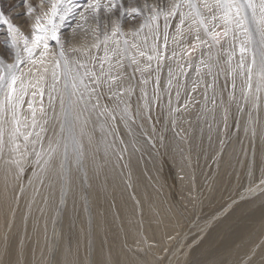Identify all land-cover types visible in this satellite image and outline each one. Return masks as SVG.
Instances as JSON below:
<instances>
[{
	"label": "bare ground",
	"instance_id": "1",
	"mask_svg": "<svg viewBox=\"0 0 264 264\" xmlns=\"http://www.w3.org/2000/svg\"><path fill=\"white\" fill-rule=\"evenodd\" d=\"M20 1L22 5L13 2V8L10 7L12 11L5 15L13 25H18L26 19L25 12L29 6L22 0ZM37 1L41 4V0ZM123 2H129V0H123ZM195 3L202 8L204 0H195ZM83 5L84 0H76L73 5L76 15L71 16L72 25H75L74 23L80 18L81 15L77 13H82ZM183 11L190 18L191 10L187 6L183 8ZM24 14L25 16H23ZM189 21L190 19L186 20L185 24ZM170 23L177 26L179 24L177 16L171 18ZM69 25H66L67 27L65 26L63 30L71 31L73 27ZM0 28L6 34L3 35V32H0V37L3 40L9 39L7 26L0 23ZM30 32H32V28ZM253 39H258V37ZM62 42L69 66L73 71H79L80 74L86 71L91 72V69L86 66L77 69V63L86 65L88 62L87 52L72 51L74 48L71 46L73 45L71 43L68 45L63 37ZM52 43L57 52L58 47L54 41L50 43V52L54 54ZM225 44V39L221 38L219 45L223 47L226 46ZM203 50L205 54L201 57L204 67L200 68L201 70L203 68L202 73L208 70L209 65L207 66L205 62H209V59L212 58L207 48H203ZM55 59H59V57L56 56ZM9 63H13V61ZM106 64L108 63L106 62ZM53 65L54 61L50 56L47 62L48 73L46 76L43 73L38 76L35 68L29 73L28 69L32 66L21 65L26 85L29 81L36 84V81L39 80V83L36 84L35 89L29 87V95L24 97L23 108L16 118L13 117L11 109L7 106L0 112V131L3 132L5 144L3 153H0V264H264L263 114L260 115L258 126L253 129L254 135L252 134L250 143L247 136L245 138L242 136L240 141L234 140L239 137V134L245 133L244 126H246V123L241 125L242 122H245L243 121L245 109L238 100L234 102L235 105L232 109L226 106L227 110H232L229 120L227 119L229 114L224 115L223 113L225 110H223L222 103L218 100L219 104L216 101L218 98L215 99L213 96L217 104L214 103L209 109H207L209 106H206V103L205 105L193 103L192 100L191 104L188 103L189 106L187 105L188 107L181 111H178L175 106L166 107L165 112L168 114L172 112L174 116L178 111L181 118L189 117L186 121V131L181 132L186 136L180 135L173 139L169 136L171 140H165L163 148L167 155L165 157H171L170 159L173 161L171 168L175 184L172 192L183 217L176 211L174 207L176 203L174 204L173 200V202L170 201L168 188L165 185L166 181L163 180L165 177L162 178L160 172L158 154L155 155L152 150L156 145L151 147L148 140L143 139L144 135H142L143 137L140 135L137 127L133 124L135 122L129 121V118L134 115L127 104L121 107V109L127 107V117L122 118L123 113L121 109L119 110L121 128L123 125H128L125 127L128 132L124 130L126 134L121 137L111 129L113 124L110 125L106 121L108 119H103L98 110L101 106L96 108L97 101L93 103L89 101L85 104L84 101L77 102V98L74 96V110L80 116L76 123V134L83 146L81 163L76 165L74 154L70 152L72 169L69 172L71 173L66 174L61 171L62 174H60L57 168L53 176L52 163L45 170H41L43 161L47 159L48 147L50 144H54L52 139L56 134L50 128L56 118L57 110L55 109L54 112L52 108L47 109L39 103L42 98L39 89L43 88V95L49 99L53 83L51 77L54 70ZM195 65L197 64L195 63ZM144 66L138 62L133 67L137 70L138 79L142 80L145 85L150 84L151 79L162 72L163 77L161 78L174 77V69L167 67L161 70L160 66V70L157 71L144 68ZM56 71L61 73L60 69ZM205 74L206 72L203 75ZM62 77L61 75L60 79ZM174 81L176 80L174 79ZM85 82L88 83L87 78ZM62 84L61 80L56 83V91L51 93L52 96L62 90ZM237 84L239 83L237 82ZM145 85L142 86L141 100L139 101L141 108L138 114L143 121L140 124L145 130L151 131L153 141L156 143L155 140H157L158 146L159 141L155 139L158 138L157 132L151 120L153 107L151 108L150 103V90ZM232 86L228 84V91H231ZM180 89L182 91L183 86ZM195 90L196 94L189 95L190 98L202 95L201 89ZM32 91H37L38 94L32 96ZM212 92L211 90V95ZM144 93L147 95L145 96ZM237 93L239 94V91ZM182 94L184 93L182 92ZM85 95L87 98V94ZM179 96L181 95L179 94ZM221 99L223 100V98ZM29 102L32 103V109L28 107ZM48 102L50 101L48 100ZM146 102L149 105L148 109L145 108ZM243 103L245 104V102ZM46 104L49 103L46 102ZM120 105L122 104L120 103ZM238 106L242 108L241 111L237 110ZM163 110L160 111L163 113ZM17 118L20 120V131L25 134L32 133L27 144L31 146L30 156L23 153L20 157L19 153L9 151L10 138L15 131V119ZM33 119H35V127H33ZM177 129H175V134L178 133V131L176 133ZM37 133H39V138ZM171 135L174 136V134ZM37 139L40 140V143H32ZM18 142L21 144L22 150L24 146L22 137H18ZM62 143H59L60 146ZM151 145L153 144L151 143ZM61 147L60 154H58L63 157V144ZM36 153H41L43 156L40 164L36 163ZM219 153L222 156H219ZM14 160H20L19 168H23V171L18 170ZM199 160L202 162L204 170L201 169ZM54 161L57 162L55 159ZM168 161L170 162V160ZM211 162H213L212 166L209 167ZM258 163H260L259 167L254 166ZM163 170L161 169V171ZM165 175L167 177V172ZM255 179L260 182L252 184ZM243 196L248 198V202L240 205ZM236 198H238L236 200L239 202L238 205L229 204V201L233 202Z\"/></svg>",
	"mask_w": 264,
	"mask_h": 264
},
{
	"label": "rangeland",
	"instance_id": "2",
	"mask_svg": "<svg viewBox=\"0 0 264 264\" xmlns=\"http://www.w3.org/2000/svg\"><path fill=\"white\" fill-rule=\"evenodd\" d=\"M208 1L209 2L211 1L212 2V0H208ZM13 2H14V4H17L18 5L20 3L22 5V3H21L20 0H0V3H1L0 9H2L4 11L5 15H7V12L10 13L12 11L11 8H13V5H14ZM177 2H178V0H129V2H125L124 5L126 7H141L143 4L147 3V4L152 5L157 12H161L162 11L163 13H167L171 9V7H173ZM255 2L257 3V0H255ZM26 4H27V6H29V7H31L33 9V12L31 14H27V10H26V12H25L26 19L24 21H22L20 24L14 25V26L18 29L20 35L28 36L30 38L31 37V32L30 31H31L32 26L35 23L36 17L42 15L43 12L49 11L50 5L47 2H45L43 4V7H41L40 2L37 1V0H27V3ZM100 4H101V9H100V11L95 16L93 15V13L91 11H87V12H83L82 11V16L84 18H81V16H80V18L74 23L75 25H72L71 24V16L76 15V12L74 11L72 13H69V17L70 18L65 21V24L66 25L71 24L69 26H71L73 28H72L71 31L70 30H68V31L62 30V32H61V36L66 40V43L68 45L71 43V45H73L71 47H73L76 51L80 50V52L81 51L82 52L83 51L84 52H87V60H88V62H86V65L85 66L88 69L89 68L91 69L90 70L91 71L90 73H95L96 76H98V77L101 76V74H100L101 73L100 61H102L104 59V57H105V43H104L105 34H107L108 37H109L108 41L106 42L107 43V55L109 57V61H106L108 64H106V62H104V70H105L104 72L105 73H109V62H111L112 64H115V62H116V58L117 57H116V55H114V53H117L119 55H123L124 54V48H125L124 41L125 40H127L129 42V45H131L133 43H136L137 45H139L140 50L146 51L148 55H151V52L149 50L150 49V46L149 45L152 44V41H153L154 37L151 36L152 34L150 32V29H153L156 24H159V26H160V39L158 41H156L157 46H160V45L163 44V32H164V17H163V15H160L157 21H152L150 23H146V21L144 19V16L145 15H148V16H151L152 15V13L149 12L147 9H144V12H143L142 15H137L134 19H128L127 16L121 17V14H120V12L118 10H115L114 9L113 11L109 12L106 8H104V5L105 4H109V0H100ZM25 14L23 16H25ZM193 14L195 15L194 11L191 10V14H190V18H189L190 21L187 22L186 24H184L182 26V31H183V34L184 35L181 36V35L177 34V32H176V25H172V23L169 24V27L167 29L168 46H167V51H166V55H165L166 60L164 59L163 63L160 66H161V70L166 69L167 67L169 69H174L175 70V71H173V73L175 72L174 73V77H171L169 79L168 78H161V77H163V72H162L161 74L158 75L159 78H158V76H154L152 78L154 80L151 79L150 84L147 83L145 85V84L142 83V80L138 79L139 78L138 77V73H137L136 68L133 67L134 65L131 64L127 60V58L125 57L122 60V66L121 67H114L111 70V75L117 77L116 82L112 86L111 90H110L108 84L105 83L102 87H98L97 88V93H96L97 95L96 94H93V96L91 97V100H90L92 103L94 101H97L96 108L97 107L99 108L101 106L98 110H99V112H101L100 114L103 116V119L104 118H105V120L108 119L106 121L109 122L110 125L113 124V125H111V129L113 131L115 130L114 132L117 135L121 136V137H124V134H126L127 128L125 129V127H127L128 125L127 126H124L123 125L124 128L123 127L121 128L122 123H120V121H119V119H120L119 110L121 109V107L123 105H126L127 104V106L131 110V113H133V115H134V117L129 118V121H131L132 123L135 122L133 124L137 127L140 135L141 136L144 135V137L142 136L143 139L145 141L148 140L147 142L149 143V145L151 147L154 146V145H156V146H154L152 148V150H153V152H155L154 153L155 155L158 154L157 155V158H158V161L160 162V164H159L160 172H161L162 178L165 177L163 180H164V182L166 181L165 182L166 183L165 185H166V188H168L167 191H168V194H169L170 201L171 202L174 201V204L176 203V205H174V204L173 205H174L176 211H178V213L180 215H182L183 217H184V215L181 212V209H180L178 203L175 201L176 198H174V195H173V192H172L173 187H174V184H175L174 179L172 178V176H173L172 171L173 170L171 168L172 165H173V161H172V159H170L171 157L170 158L165 157L167 155H165V151L163 149L164 148V144H165V140L170 139V137L173 139V137L175 138V137L180 136V135L181 136H186V134L182 135V133L184 131H186V129H187L186 128V126H187L186 125V121L188 120L189 117L187 118L186 116H183L181 118V115L178 113V111H181V110L187 108L189 106V104H191V100L193 101V103L196 102L198 104H204V105L206 103V106L207 105L209 106L207 109L211 108V106L214 103H216V101L218 102V100H219V102L222 103L221 105H223V110H225V111H223L224 115H228L229 114V116H227V119L229 120L230 113H231L230 111H232V110H229V109H232L233 105H235L234 102L238 100L239 103L240 102L242 103L241 106L244 107V109H245V115L243 114L244 115L243 121H245V122H242L241 125H243V124L246 123L245 124L246 126H244V132L245 133H242L241 135L239 134V137H237L234 140L235 141H240V138L242 136L244 138L247 136L249 142H250V139H252V134L254 135V133H253L254 130L253 129L258 126V121L260 120V117H261L260 115H262V114L264 115V81H262L261 78H260V76L258 75V67H253L252 68L251 79H249L248 71H246L248 69V67H249V65L251 63V59H252V52H253V49H252L253 48V45H252V43L251 42H248L247 39L241 33H239V32L236 33L235 40L232 39V34L231 33L229 34L228 37H224V38L222 37V39H225V41H226V44H225L226 46L221 47V45L218 44V45L212 47V49L210 51V53L212 55L211 56L212 58L209 59V62L208 61L205 62V64H207V66L209 65L211 67L212 71H211V74H209V72L207 70V71H205L206 74L203 75L205 72L202 73L203 68H202V70L200 69L201 67H204V61H203V59L201 57L202 55L205 54L203 48L200 47L199 45H197L196 49L190 51V53L188 55H184L183 54V51L186 50V49H191L190 46H192V44H193V38H192V34L190 32V26L192 28L195 27L194 25H191V18L194 17ZM178 15H179V13H177V19L179 20ZM65 24H64L63 28H65V26H66ZM142 25H144L143 28H141ZM114 26L119 29V33H122V35L118 34L117 37H112V31H113V27ZM0 30H1V28H0ZM217 31H222V26L219 29L217 28ZM0 32H3V35H6L4 33V30L3 29ZM134 33H138V34L137 35H133ZM145 37H147V44H145L144 41H143V39ZM173 37L176 38V43L173 42ZM201 38L202 39L204 38L202 32H201ZM114 39H116V40L119 41L118 46L113 43V40ZM190 41H191V43H190ZM242 41L244 43H246V46H247V52L243 54V65L245 66V67L243 66L244 69H243V67H241L242 54L240 52V46H241ZM98 43L100 45L99 48L96 47V45ZM51 46L53 47L52 52L57 53L56 47H54V44L53 43L51 44ZM91 46H93V47H91ZM173 52H175L177 55L172 57V53ZM208 52H209V50H208ZM90 53H91V55L93 54L92 55L93 58L91 57ZM181 53H182V55H181ZM129 55H136L135 50L130 51L129 52ZM230 56H231V59H229ZM0 57H3L6 60V62H8V63L11 62V61L14 62V60H15L14 49L13 50H10L9 47H6L5 40H3V38H1V37H0ZM179 58H180V60H179ZM258 59L259 58L257 57V61H258ZM139 60H141V61H139ZM192 60H193V62H192ZM137 61L139 63H142V66H144L145 64L148 65V61L146 60L145 57L143 58V57H140V56L137 55ZM201 61H203V63ZM194 62L197 65H195ZM96 63H97V65H96ZM225 63H226V65H225ZM153 64H154V68H153ZM147 65H145L146 67L144 66V68H147L148 69ZM151 65H152L151 66V69L150 68L149 69L150 70H155L156 69V63H155V61L151 62ZM93 66H95V67H93ZM180 69H182L183 71L180 70ZM197 69H199L201 71H199ZM159 70H160V67H159ZM60 71L62 73V68L60 69ZM98 71H100V72H98ZM187 73H189V74H187ZM184 74H186L187 76H190V77H187ZM201 75H203L204 77L201 76ZM227 75H228V77H227ZM195 76H196V78H194ZM209 76L211 78H208ZM62 79H59V80H61L62 83H63L62 85H64V78L62 77ZM104 79H107V77H104ZM174 79L176 81H174ZM212 79H213V81H212ZM156 80H158V84H157V81ZM206 80H207V82H206ZM169 81H171L170 84H169ZM180 82H182V83H180ZM226 82L228 84H230V85H235L234 88L232 86L231 91H228V88H227L228 84ZM237 82L239 84H237ZM186 83H188V84H186ZM209 83H210V85H209ZM224 83H225V85H224ZM242 83L243 84L245 83V84L243 85ZM249 84L251 85V89L250 90L248 88L249 87ZM144 85H145V87H147L150 90V95H151L150 103H151V108L153 107L152 108V110H153V112H152L153 117H152L151 120H152V122L154 124L153 127L155 128V130L157 132L158 138H155V139H158V141H159L158 146L160 148L156 144L157 143V140H155L156 143H154L153 137L151 136V131L149 129H148V131L145 130L144 127L141 126L142 124H140V123H143V121L141 120V118L139 117V114H138V112H139V110L141 108V106H140L141 103L139 104V101L141 100V94H142L141 93V89H142V86H144ZM150 85H152V86H150ZM171 85H173V86H171ZM114 86H116V87H114ZM180 86L181 87L183 86V90L182 91L180 89L181 88ZM243 86H245V87H243ZM172 87L174 88V90H173ZM175 87H176V89H175ZM177 87H179V88L177 89ZM216 87H217L218 91H217ZM258 88H259V90H257ZM162 89H163V91H162ZM195 89H197V91L199 89H201L202 90V95L201 96H198L197 98H196V95L194 97H191L190 98L189 95L196 94V92H195L196 90ZM241 89H242V91H241ZM211 90L213 91L212 92L213 93L212 95L210 93ZM238 91H239V94L237 93ZM116 92H119L120 93V95L118 97L114 95ZM182 92L185 95L182 94ZM193 92H195V93H193ZM60 93H62V94H60ZM187 93H188V96H187ZM205 93H207V94H205ZM64 94L66 95L67 92H64V87H63L62 90H60L58 92V94H57V95H59L58 96L59 99H58L57 95L52 96L53 97V100L51 101L52 102L51 103V102H48L49 99L47 98V96L42 95V98H41V100L39 102L42 106L46 107L47 109H51L52 108L54 110V112L57 110L56 111L57 112L56 118L53 120L54 123H53V125L50 128V129H52V132L54 134H56V135H53L52 143H54V144L52 146H54L55 144L57 145L58 140H59V143H62V142L64 143L63 137H62L61 131H60V129H61L60 127H61V125L63 123V116H62L63 112L61 111L62 110L61 97L63 98V100L67 101L66 103H64V107H67L68 99H69L68 94L66 96ZM137 94L138 95L140 94V95L138 96ZM179 94L181 96H179ZM240 95H241V97H240ZM243 95H244V98H243ZM154 96H155V98H154ZM178 96H179V98H178ZM212 96L215 99L216 98H218V99H216V101H215ZM219 96L221 98H223V100ZM230 96L231 97H234V99H230ZM66 97H68V98H66ZM203 98H204V100H203ZM228 98L230 99V101H229ZM72 99H73V97H72ZM241 99H243L244 101L241 100ZM160 100L162 101V103H161ZM186 100L187 101L189 100V101L187 102ZM196 100H199V101H196ZM45 101L47 103H49V104H46ZM56 101H57V103H56ZM213 101H215V102H213ZM242 101L245 102V104ZM120 103L122 105H120ZM168 103H171V104H168ZM183 103H184V105H183ZM209 103H211V104H209ZM227 103H229V104H227ZM178 104L181 105V106H176ZM54 105L56 106V108H55ZM162 105H163V107H162ZM168 106H170V107L171 106H173V107L175 106L176 109L178 110L177 112H175V110L173 111V113L175 112V115L174 116L172 115V112L170 113L172 116L170 114H168V113L165 112L166 111V107H168ZM226 106H227V108H229L228 110H227ZM161 109L162 110L164 109L163 110V113L165 112L164 114L162 113V111H160ZM115 110H117V111H115ZM58 115H60L61 118H59L60 116L58 117ZM113 118H115V119H113ZM114 122H115V124H114ZM137 122H138V124H137ZM176 122H178V123H176ZM177 127H178V129H177ZM165 128H167V129L165 130ZM175 129H177L176 130V133L178 131L177 134H175ZM224 129L225 128H223V130ZM124 130H126V131H124ZM173 130H174V132H173ZM58 131H60V132H58ZM168 132H170V133H168ZM167 133H168V135H167ZM171 134H174V136L171 135ZM163 136H165V137H163ZM149 137L152 138V139H150ZM161 140H163V141L161 142ZM151 143L153 145H151ZM62 144H61V146H62ZM61 146H59L57 148V151L58 152L56 151L57 153H55V157H54V159L57 160L58 164H56L57 162L54 161V159H53L54 162L52 161V167L51 168L53 169L52 173L54 172L53 173V176L56 173V169L57 168H58L57 170L60 171V174H62V172L63 173H66V174L69 172L65 168H62L61 165H60L61 164V161L63 159V157H61L59 155L60 154L59 152H60V147ZM30 147H31L30 145H27V150L26 151L23 150L24 149V147H23V149L21 150V153H25L27 156H30L31 151H32V150L30 151V149H31ZM155 149L157 150V153H156V150ZM219 154H217V155H219ZM210 155H213V154H210ZM19 156L21 157V154L20 153H19ZM219 156H222V154H220ZM209 157H211V156H209ZM216 157H218V156H216ZM29 159H31V158L29 157ZM161 160H162V162H161ZM168 160H170V162ZM59 161H60V163H59ZM198 163L201 165V169L204 170V167L202 166V162H200V160H199ZM212 163L213 162L209 163L210 166L208 164L207 165L209 167H211L212 166ZM254 166L259 167L260 166V163L254 164ZM168 167H169V169H168ZM71 169L72 168H70V171H71ZM161 169H164L163 171L164 172L165 171L167 172V177L170 178V179H168L166 177V175H165L166 172L164 173L163 171H161ZM69 173H71V172H69ZM66 174H64L65 175L64 177H66ZM63 181H64V178H63ZM259 182H260V180L255 179V180H253L252 184H254V183L257 184ZM237 199L238 198L234 199L233 202H231L232 200L229 201V204H231V205H238L239 202H236ZM247 202H248V198L246 196H243L241 198L240 205L245 204ZM234 207H236V206H234Z\"/></svg>",
	"mask_w": 264,
	"mask_h": 264
},
{
	"label": "snow or ice",
	"instance_id": "3",
	"mask_svg": "<svg viewBox=\"0 0 264 264\" xmlns=\"http://www.w3.org/2000/svg\"><path fill=\"white\" fill-rule=\"evenodd\" d=\"M23 3H27V0H22ZM47 2L50 5V9L47 12H43L42 15L37 16L35 23L32 26L31 37L23 36L19 34L18 29L10 23L9 19L5 16L3 10H0V23H3L7 26V36L9 39L5 40L6 47H9L10 50L14 49L15 60L13 63H8L3 57H0V112L3 111L4 107L7 106L11 109L12 115L14 118L17 117L19 111L23 108L24 97L29 95V87L36 88V84L39 83V80L36 81V84H33L29 81L26 85L24 80V73L21 71V65H31L28 69L29 73L33 71V68L36 70V74L39 76L41 73L44 76L48 73L47 62L51 56L54 61V70L51 73L52 85L49 92V101L53 100L51 95L52 92L56 91V83L59 81L60 76L64 78V91L68 94V104L67 107H64V100L61 97V106L63 112V123L61 125V135L63 137V159L61 161V167L70 171V158L69 153H73L75 157V164L79 165L81 163L82 156V145L79 142L76 134V123L80 119V116L74 110V101L72 97L77 98V102L84 101L87 104L93 94L97 93V88L102 87L105 83L108 84L110 90L115 84L117 77L111 75V70L114 67H121L122 60L126 57L127 60L133 64L137 65V55L140 57H145L149 62L147 67L151 68V62H156V70H159L160 65L163 63L168 46V34L167 29L169 27V21L171 18H175L177 13H179V24L176 26V32L179 35H183L182 26L185 24L186 20H189V15H186L183 11V8L187 6L188 9L193 10L195 15L191 18L190 32L193 38V44L191 49H186L183 51L184 55H188L190 51L195 50L197 45L202 48H207L209 52L212 47L220 44L222 37H228L229 34H232V39L235 40L236 33H241L248 42L253 44V52L251 63L247 69L249 74V79H251V73L253 67H258V75L261 80L264 81V0H259V3H256L255 0H212L211 3L208 0H204V3L201 6H198L195 3V0H178V2L171 7L169 12L163 13L157 12L155 8L150 4H143L141 7H125L123 0H109V4H105L109 12L118 10L121 14V17L127 16L128 19H134L137 15H142L144 9H147L152 13L151 16L145 15L144 19L146 23L152 21H157L160 15L164 17V32H163V44L157 46L156 41L160 39V26L156 24L153 29H150L152 36L154 37L153 42L150 46L151 55H148L146 51L140 50L139 45L133 43L129 45L127 40L124 41V54L116 55V62L112 64L109 62V73L104 72V62L109 61L107 55V41L109 39L108 35L105 34L104 43H105V57L100 61L101 76H96L95 73L84 72L80 74L79 71L74 72L73 69L69 66V61L65 55L64 45L62 42L61 32L65 21L68 20L69 13L75 11L73 5L76 0H41V7ZM101 9L100 0H84L83 12L91 11L95 16ZM33 9L29 7L27 9V14H31ZM82 16V13H77ZM222 31H216L217 28H221ZM144 25L141 26L143 28ZM201 32L203 34V39L201 38ZM119 29L115 26L113 27L112 37H117ZM134 33L133 35H137ZM258 37V39H253ZM55 42L58 47L57 53L50 52V43ZM173 42L176 43V38L173 37ZM113 43L118 46L119 41L114 39ZM144 43L147 44V37L144 38ZM99 43L96 45L99 48ZM135 50L136 55H129V52ZM72 51H76L73 49ZM240 52L242 54L241 67H243V54L247 52L246 43L242 42L240 46ZM23 53V55H22ZM175 52L172 53V56H176ZM58 56L59 59H55ZM257 57L259 58L257 61ZM231 59V56L229 57ZM203 63V61H201ZM85 65L77 63V69L83 68ZM62 68V73H58L56 70ZM139 70V69H138ZM211 67H208V72L211 74ZM171 75V73H170ZM107 77V79H104ZM88 80V83L85 80ZM147 83V81H144ZM171 81H169V84ZM158 84V80H157ZM234 88V85H233ZM83 89V91H81ZM251 85L249 84V90ZM259 90V88L257 89ZM37 91H32L31 95L36 96ZM39 94L43 95V88L39 89ZM87 94V98L86 95ZM115 96H119L120 93L116 92ZM146 96L147 93H144ZM230 99H234L230 96ZM29 109H32V103H28ZM145 108L148 109L149 105L145 103ZM238 111H241L242 108L238 106ZM123 116L127 117L128 109L125 106L121 109ZM35 117V112L33 110V118ZM16 128L15 131L11 134L10 143L11 147L9 151L20 153L21 144L18 142V137H22L24 141V150H27V144L29 143V137L32 135L31 132L25 134L20 131V120L15 119ZM27 127V125H25ZM33 127H35V119H33ZM39 138V133L36 134ZM32 143H40V140L37 139L32 141ZM59 143L54 147L51 144L47 150V159L43 161L41 170H45L48 165H50L54 159ZM5 149V144L3 140V132L0 131V153H3ZM23 155V153H20ZM37 157V164H40L43 156L41 153L35 154ZM14 163L17 164L18 170L23 171V168H19L20 160H14Z\"/></svg>",
	"mask_w": 264,
	"mask_h": 264
}]
</instances>
